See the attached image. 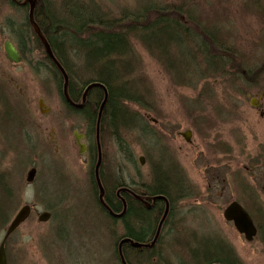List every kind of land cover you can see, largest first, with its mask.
Instances as JSON below:
<instances>
[{
	"label": "rangeland",
	"instance_id": "rangeland-1",
	"mask_svg": "<svg viewBox=\"0 0 264 264\" xmlns=\"http://www.w3.org/2000/svg\"><path fill=\"white\" fill-rule=\"evenodd\" d=\"M91 1L107 11L106 13L121 16L123 13L141 14L147 6H161L171 0L84 2ZM172 1L180 3L181 0ZM45 2L53 4L58 11L61 9L57 8L60 0ZM200 2H204L202 11L209 14L207 19L211 24L214 23L213 28L219 29L221 37L226 35L230 43H238L240 49L247 53L244 56L250 61L255 59L257 63L263 61L264 64V55L255 44L260 43L264 37V22L249 11L251 7H248L247 0ZM3 15L10 16L12 21L22 22L15 10L5 8ZM2 40L4 35L0 32L1 46ZM152 44L153 49L162 52L160 45L153 42ZM132 45L137 52L132 53L137 58L132 59V69L129 73L140 92L141 83L146 86V94L144 91L141 93V102L121 101L127 113L133 116L132 120L122 124L126 131L122 130L121 137L131 142L134 161H138L141 156L145 157L147 165L142 168L145 176L148 175L149 168L158 165L159 172L173 183L172 194L175 198L172 223H169L161 237L162 252H159L157 247L155 251L147 252L138 258L132 254L133 264H198L195 259L198 254L205 249L214 254L216 247L227 251V257L236 264H264V237L260 236L249 242L223 217V209L236 197L244 203L245 198H257L256 213H260L262 207L264 208V76L261 77V84L255 85H248L245 79H241V75L237 80L229 81L228 78H220L219 74L214 83L200 78V81L195 79L197 84L195 81L191 84H179L172 81L173 74L168 65H162L153 55L148 54L139 41H131ZM183 51L182 46H176L174 49L180 61L177 64H182ZM72 58L77 75L83 66L76 58ZM185 63L189 65L187 59ZM15 69L12 70L15 73L11 77L19 79L20 75H15ZM37 87L40 88L34 83L30 89V105L36 108L40 95V89ZM49 103L51 106L55 105L53 102ZM137 112L145 117L147 113H152L153 118L154 114L161 117L160 123L153 129L154 133L160 135L157 137L159 141L154 145L155 148L143 147L147 142L146 137L149 136L143 133L140 135L137 126L140 117ZM78 117L79 123L82 122L81 117ZM189 130L192 131L189 140L185 141L178 135L180 132L188 133ZM38 142L33 140L29 145L30 160L35 164H38L39 156L45 153H42V149L40 151L41 142ZM148 144L146 143V146ZM46 145L49 147L50 159L55 156L54 148L50 143ZM160 148L163 153L159 151ZM228 148L231 149L230 152ZM116 150L114 145L109 146L111 156L116 155ZM115 161L112 160V163L115 164ZM122 165L125 171H130L134 177L135 163L130 167H127L126 162ZM42 168L41 166L40 169ZM69 174L71 172L66 168L64 175H67L68 179ZM182 174L184 189L175 184L179 182ZM13 175L16 178L17 174ZM23 182L26 184V174ZM242 182L245 183L241 184ZM249 183L253 185L254 191L249 189L250 194L244 195L240 186L245 187V184ZM72 192L84 201L91 196L86 169L80 163L77 167L76 187L70 192L71 198L74 197ZM35 207L34 217L17 234L24 244L22 264H117L114 256L119 250L118 243L123 228L121 223L102 220L96 207L89 204H47ZM51 210L55 217L45 223L38 220L39 214ZM257 222L261 226L264 225V217L260 215ZM3 234L4 232L0 231V241ZM14 263L19 264L15 260Z\"/></svg>",
	"mask_w": 264,
	"mask_h": 264
},
{
	"label": "flooded vegetation",
	"instance_id": "flooded-vegetation-1",
	"mask_svg": "<svg viewBox=\"0 0 264 264\" xmlns=\"http://www.w3.org/2000/svg\"><path fill=\"white\" fill-rule=\"evenodd\" d=\"M31 2L34 3V21L43 34L40 20L46 18L45 0H0V32L4 35V40L1 41L2 46L0 45V207H3L2 211L4 212L0 216V221L3 222L0 231L4 232L0 246L3 242L5 243L7 264H13L14 260L22 264V246L24 244L17 234L34 217L35 206L47 204L53 206L89 204L96 207L95 209L102 220L121 223L123 226L122 235L118 243L121 264H130L128 259L132 261V254L138 258L147 252H153L157 247L159 252H162L161 237L169 223H172L174 215L173 189L167 186L166 189L162 187L163 192L157 191L158 165L149 168V173L145 176L142 173V168L147 165L145 157L141 156L138 161L133 160L134 149L131 142L121 137L122 130L126 131V127L117 126L111 122V113L107 102L108 93L106 94L101 88H92L85 93L88 86L79 87L75 70L69 71L60 57L55 55L56 58L52 59L47 54L44 44L31 23ZM165 3H173V1ZM5 8L15 10L22 22L12 21L8 15L5 17L3 15ZM160 8L172 9L174 7L164 5ZM23 26L31 27L36 37L22 38L18 36L20 35L19 30ZM7 42H11L16 49L17 62L8 58L5 52ZM72 63L75 67V62L72 61ZM13 69L16 70L15 75H20L19 79L11 77L15 73L12 72ZM34 83L40 87H37L40 89L37 108L30 105V89ZM98 89L101 92H98ZM49 102H53L55 105L51 106ZM137 115L140 117L137 123L140 135L143 133V135L149 136L146 137L148 146L145 143L143 147L155 148L154 145L159 141L157 137L160 135L157 132L154 133L153 129L156 124L160 123L161 117L154 114L155 118H153L152 113H147V117L138 112ZM78 116L81 117L82 122L80 123ZM189 132L190 134L180 132L178 135L186 141L192 134L191 130ZM33 140L37 142L39 140L41 142L40 151L42 149V153L45 152L41 157L39 156L38 164L30 160L29 145ZM47 143L52 145L55 153V156L50 159L49 155L51 154H49ZM110 145L117 148L116 155H110ZM230 150L228 148L229 152ZM159 151L161 152L162 148ZM167 152L169 154V151ZM112 160H116L115 164L112 163ZM40 162L42 169H40ZM125 162L127 167L133 166L135 163L134 177L130 171H125L122 165ZM78 163L86 169V177L91 191V196L87 201H84L83 198L78 199L73 192L74 197H70V192L77 183ZM66 168L71 172L69 179L67 175H64ZM31 170L35 171V175L29 182ZM13 173L17 174L16 178ZM25 174L26 184L23 182ZM178 180L180 183L175 184L184 189V175L182 174ZM236 183L239 185L238 181ZM243 183L245 182L241 184ZM240 188L244 195L250 194L249 189L254 191L251 183L245 184V187L241 185ZM244 200L245 203L237 197L231 199L223 209V217L226 209L236 202L248 213L256 227L257 234L254 240L260 236L264 237V225L261 226L257 222L260 215L264 217V208L261 205L262 211L256 213L258 205L255 200L258 199L254 200L252 197V199L245 198ZM26 206L30 208L27 220L20 224L5 240L9 225L20 210ZM45 213L49 214L48 220L55 217L52 210L44 211L39 214V221ZM145 213L148 214L153 224L149 229L133 228L134 232L139 234L140 240L138 241L130 235L126 222L131 217L138 220ZM226 222L234 226L233 221ZM133 243L140 244V246L135 247ZM120 244L121 246H119ZM225 259L228 260L212 264H236L230 257ZM140 261L141 259H139ZM198 264L200 263L198 262Z\"/></svg>",
	"mask_w": 264,
	"mask_h": 264
},
{
	"label": "trees",
	"instance_id": "trees-1",
	"mask_svg": "<svg viewBox=\"0 0 264 264\" xmlns=\"http://www.w3.org/2000/svg\"><path fill=\"white\" fill-rule=\"evenodd\" d=\"M84 1L73 0L72 4L67 0H60L57 3L59 4L57 8H61L59 11L53 4L45 2L46 18L40 20V28L56 56L62 59V63L69 71L74 69L68 59L73 53L78 62H81L80 65L83 67L77 73L79 87L85 88L91 82H100L107 86L110 119L114 125L123 120L133 119L119 102H141V93L146 94V86L141 83L140 92L130 73L118 77L114 72L115 67L120 65H123V70H127L125 65L129 62L132 65V59L137 58L132 53L137 52L133 49L134 46H131V41H139L148 54L153 55L162 65H168L173 74L172 81L179 84L180 82L191 84L193 81L197 84L200 78L214 83L218 79V74L220 78H228L229 81L237 80L241 75V79H245L248 85L262 82L263 61L261 63H257L255 59L250 61L244 56L247 53L240 49L238 43H230L226 35L221 37L219 29L213 28L214 23L211 24L207 19L209 14L202 11L204 2L200 0L165 3L166 6H173L172 9H161L160 7L164 5H151L141 14L123 13L118 16L104 11L106 14L104 17L102 12L96 9L89 10ZM247 2L248 7H251L249 11L264 22V0ZM89 24L92 26L89 27ZM19 31L18 36L22 38L36 37L29 26H23ZM76 36L80 40L75 39ZM262 38L260 43L255 44L264 55V37ZM152 42L160 45L162 52L153 49ZM176 46H182L184 50L181 54V65L177 64L180 61L174 52ZM98 92H101L100 89ZM157 176L159 181L157 191L163 192L167 186L173 188L172 182L166 176L160 172ZM2 208L0 207V216L4 213ZM129 221L130 219L126 222L128 231L132 238L139 241V234L134 232ZM137 222L145 229H149L151 224L147 213ZM2 224L0 221V226ZM214 250V254L208 249L203 250L205 264L228 260L225 259L227 254L222 248L216 247ZM125 255L128 259L127 253ZM198 256L199 254L196 256L197 262ZM128 260L131 264V259ZM114 261L121 264L118 252L114 256Z\"/></svg>",
	"mask_w": 264,
	"mask_h": 264
},
{
	"label": "water",
	"instance_id": "water-1",
	"mask_svg": "<svg viewBox=\"0 0 264 264\" xmlns=\"http://www.w3.org/2000/svg\"><path fill=\"white\" fill-rule=\"evenodd\" d=\"M33 8H34V3L31 2V11H30V19H31V23L34 26V29L36 31V33L38 34V36L40 37V39L42 40L46 52L47 54L54 59L53 57V53L51 50V47L48 43V41L45 39V37L42 35L41 30L38 28L37 24L34 21L33 18ZM5 52L8 56V58L11 61H16L17 62V58H18V53L16 51V49L14 48V46L11 44V42H7L5 45ZM95 87H103V85L99 84V83H93L92 85H89L86 89L87 93L89 90H91L92 88ZM107 100V97L105 99V102ZM254 103V102H253ZM188 134H190V132H188ZM35 175V171L31 170L29 173V178L28 181H32ZM30 214V208L28 206L23 207L20 212L17 214V216L15 217V219L11 222V224L9 225L8 229H7V233L5 236V240L8 238V236L15 231L18 226L20 224H22L23 222H25L28 218ZM225 219L227 221H233L234 222V226L237 229V231L241 234H243L246 238L247 241L251 242L256 234H257V230L256 227L251 219V217L248 215V213L236 202L232 203L225 211V215H224ZM49 218V214L45 213L40 217V221L41 222H45L47 221ZM4 242L1 244L0 246V264H7L6 262V255H5V246H4ZM122 244V243H121ZM133 246H140V244L137 243H133ZM124 261V260H123Z\"/></svg>",
	"mask_w": 264,
	"mask_h": 264
},
{
	"label": "bare ground",
	"instance_id": "bare-ground-1",
	"mask_svg": "<svg viewBox=\"0 0 264 264\" xmlns=\"http://www.w3.org/2000/svg\"><path fill=\"white\" fill-rule=\"evenodd\" d=\"M86 4H87V8H88L89 10H92V11H93V10L96 9V10H98L99 12H102L103 17L106 16V14L104 13L103 8H102V7H99V5H97V3L91 1V2H89V3L86 2ZM44 37H45V36H44ZM39 38H40V37H39ZM45 39H46V38H45ZM75 39L80 40L78 36H76ZM40 40H41V39H40ZM46 40H47V39H46ZM41 42H42V40H41ZM42 43H43V42H42ZM51 50H52V48H51ZM52 53H53V57H55L56 54L54 53L53 50H52ZM72 57L75 58V56H73V55H71V56L68 57V59H69V61H70L71 63H72V61H71V58H72ZM55 58H56V57H55ZM73 58H72V59H73ZM125 66H127V70H123V68H124L123 65H120V66H116V67H115L114 72L117 73L118 77L124 76V74H128L129 71H130L131 68H132L130 62L127 63ZM76 81H77V82L79 81V75H76ZM93 83H99V84L103 85L104 88H103V87H95V88H101V89H103V90L105 91L106 94L108 93L109 90H107V89H108L107 86H106L105 84H103V83H100V82H91V83L88 84V86H89V85H92ZM119 85L121 86V83H120ZM119 104L122 105L121 102H119ZM125 121H126V120H123V121H121V122H118V123H116V125H117V126L122 125L123 123H125ZM150 221H151V220H150ZM129 224H130V226H131L132 229H133L134 227H135L136 229H139V227H141V229H143L142 226H139V224H138V222H137V219L134 218V217H131V218H130ZM152 224H153V222L151 221V224H150V227H149V228L152 227ZM204 257H205L204 254H202V253L199 254L198 258H199V263H200V264H205V259H204ZM195 259H196V257H195Z\"/></svg>",
	"mask_w": 264,
	"mask_h": 264
}]
</instances>
